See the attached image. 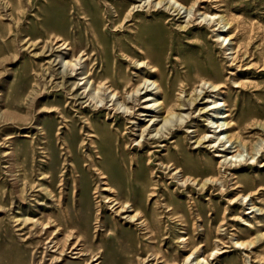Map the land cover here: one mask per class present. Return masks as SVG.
Segmentation results:
<instances>
[{
	"label": "rangeland",
	"instance_id": "374dc122",
	"mask_svg": "<svg viewBox=\"0 0 264 264\" xmlns=\"http://www.w3.org/2000/svg\"><path fill=\"white\" fill-rule=\"evenodd\" d=\"M149 50L163 79L145 62ZM88 66L123 97L142 78L156 91L167 80L171 94L174 83L199 92L225 84L233 124L244 129L241 166L216 168L237 146L228 134L217 146L226 158L196 143L211 132L196 108L178 112L193 116L181 128L180 116L143 111L151 117L127 121L120 98L81 82ZM146 118L159 125L144 138ZM87 119L102 132L125 127L94 149ZM159 128L169 138L158 141ZM243 145L255 147L250 166ZM102 168L116 175L126 211L105 200ZM213 175L220 182L206 184ZM238 240L252 245L238 251ZM189 255L192 264L201 255L264 264V0H0V264H184Z\"/></svg>",
	"mask_w": 264,
	"mask_h": 264
},
{
	"label": "bare ground",
	"instance_id": "6f19581e",
	"mask_svg": "<svg viewBox=\"0 0 264 264\" xmlns=\"http://www.w3.org/2000/svg\"><path fill=\"white\" fill-rule=\"evenodd\" d=\"M210 18L213 19V20H215L217 18V16L216 15H213ZM219 29H221V27ZM221 33L224 34L225 32H221ZM225 34H228V32L225 33ZM228 40L230 41V40H232V38L231 37H224V39H223V41H228ZM62 47H65V48L68 49L70 47V45H67V43H63ZM149 51H150V53L148 52V53H146V56H144L145 59H146L145 62H146V64L148 66H150V68L152 70V73L153 72H156V74H158L159 78L163 79V77H164L163 70L158 66V64H154L153 63V58H154V60L156 62L158 61V56H159L158 54L159 53L157 54V52H156V54H154V53L151 52V50H149ZM70 52L72 54V56H71L72 59L73 60H76V58H77V51L75 49H72V50L70 49ZM154 52H155V50H154ZM74 62L75 61L69 62L68 65L71 68L72 72L73 73H76L78 71L76 69L77 64L75 65ZM81 76L84 77V79H82L81 82L84 81V80H86V79L89 80L88 82L86 80V82H87V84L91 85V89H93L92 90L93 92H98V93L101 92L102 94H103V92H107V93H109V95L112 98H114V97L120 98L122 100L124 106H126V108H127V109H125L126 111L123 112V117L125 119H127V121L136 120L137 118L139 119V117L140 118L141 117H151V116H147V115L144 116V114H142V113L139 114L141 111H143V112H146V113H153V114L154 113H157V114L162 115L164 117V119H162V121H168L169 119H171L174 116H180L182 118V121L179 122L180 124L178 123L179 124L178 126L175 125V124L174 125H175V127L177 126V127H180L181 128L183 126L186 127L187 125H189V123L192 121V117L193 116L190 113V114H188L185 117V116L181 115L180 113L178 114V112H180V111H189V110H192L193 108H196L198 110V112H199V115L206 116V122H207L208 129L211 130V132H208L207 134L202 135V138H200V140H198L196 143L198 145H200V144L201 145H204L206 143H209V144L212 143L213 145L211 144L210 145V148L209 147L208 148L211 149V150L214 149L216 153H219L218 155L215 156L216 158H220V157L221 158H226L228 156H231V158H229V159L226 158L225 162L218 163V165L215 164L216 163L215 162V159L216 158H211L212 162L215 165H217L216 168H218L219 171L222 170V169H224V172H226L229 169L237 168L238 166H241L242 161H239L238 162V160H240L242 158L243 154H242V151H241L242 149H240V146H238V144H240V143L242 144L243 143V134L242 133H243V130L244 129H243V127L238 122L235 123V124H233L231 110H230V107L228 105L229 102H228L227 97H226L227 92L225 91L226 90V85L225 84L220 83V82H213L211 85L213 86L215 92H209L208 90H205V89H203L202 92H199V91H197V88L193 89L195 85L192 86V89L193 90L187 91L185 89V85L184 84L182 86H180L179 88H175V83H174V85H173V91L172 92L173 93L175 92V94H171L170 87L166 83L167 80L165 82H155V84L158 87V90L157 91H159V92H157L156 90H149L151 85L148 87L149 84L146 85L148 83L146 81V78H142L141 81H140V83H138V85L136 84V85H134L132 87L130 86L131 88H129V90L127 89L126 92L124 91L126 95L123 97L120 94V92H118L117 90H113L112 87H110V86L107 85V83H105V84L98 83L97 82L96 70L95 69H93V68L89 69V66H88L87 67V70L85 71V73L82 74ZM204 82L205 81H200L197 84H201V83H204ZM87 84H85V85H87ZM124 86H126V85L124 84ZM125 88H127V87H125ZM152 89H153V87H152ZM143 92H145V93L142 94ZM210 93H215L216 96H217V98H215L216 96H214V97L211 96ZM89 94L91 95V99H92V93H91V91H90ZM106 95H108V94H106ZM130 95H132L131 100L133 101V103H131L130 101H128V96H130ZM142 95H144L146 97L143 98ZM103 96H104V94H103ZM152 97H155L156 100L154 98H153L154 100H152ZM187 97H188V99H186ZM93 98H95V97L93 96ZM153 102H155L154 105H152V106L151 105H148V103H153ZM129 104H133V106L132 107H128ZM185 108H189V109H185ZM117 111H120V109H118ZM140 121H142V120H140ZM162 121L160 120V122H162ZM87 122H88L86 124V126H88L87 127V134H88V137H90V143H91V145H92V147L94 149H97L98 148L99 150L100 149H104L106 146H109V143L106 142V140H105V137H106L105 134H106V132H110V133L113 132L116 135H121L122 129L125 127V126L119 127V126H115L114 124H112V125H110V127H111L110 128L106 124L100 125V126H103L104 128L109 127V129L103 130L105 132L104 133L102 131L94 130L93 124H92V120L87 119ZM143 122L146 123V124H149V125H147V127L142 130L143 127L138 124L137 128H139L142 131V137L144 136V138H145V134L147 132H148L147 135H149L150 132H151V129H149L150 123H151L152 127H154V126L156 127V126L159 125L158 118L157 119H151V120H148V121L144 120ZM157 122H158V124H157ZM175 122H177V121L175 120ZM167 125H169V123ZM161 128H163V126ZM161 128H159V131H160ZM165 128H167V127H164V129ZM164 129H162V130H164ZM168 129H169L170 132H172V130H173V129H170L169 127H168ZM235 129L236 130L239 129L240 132L239 133H235V131H236ZM245 129H246V127H245ZM106 130H108V131H106ZM162 130L160 132H158L159 135L157 134V136H156V137H159L158 138V141L165 140L166 137L170 136L169 133L166 135L165 133H163L164 131L162 132ZM167 132H168V130H167ZM209 133H211L212 135L216 136V139L213 136H210ZM225 134H228V140H229V142H232L233 144H237L236 147L232 148L233 149V152H230V150H228V149H220L219 147H217V146H219L220 143H222V139H223V136ZM107 135H109V134L107 133ZM110 137H112V136H110ZM172 139H173L172 145L175 146L174 134H173ZM113 140H114V138H113ZM162 143H164V142H162ZM113 144L118 145L116 143H113ZM164 147L167 148V150H170L168 146L164 145ZM243 147L249 149V150H247V152L249 151L248 152L249 153L248 155H250L251 158L249 160H247V161H244V162L248 163V165L250 166V165H252L254 163L255 158H256V156H254L256 154V153L254 154L255 147H253L251 145H243ZM108 148H110V147H108ZM224 148H226V147H224ZM178 150L180 151L179 153H184V151L182 149H178ZM124 151H125V149H124ZM172 151L175 152V148H173ZM228 151L230 152L229 154H227ZM222 153H224V154L226 153L228 156L226 155L224 157L222 155ZM250 160L252 162H249ZM232 163H235V164H232ZM237 164H239V165H237ZM94 166H96V165L94 164ZM97 170L99 172V175L102 177V179L103 180H106L104 182V189H103V191H106V193H109L110 194V195H108V197H105V200L106 201L108 200V203H111L110 205H115V207H118L119 206V208L121 210L127 209L130 206L131 203L129 201L128 202H125L127 200H123L122 197L120 198V196H119V192L120 191H118L117 188H115V186H117L116 185V183H117V177H116V175H114V174L109 175L108 174L109 172H107L103 168L102 169H97ZM106 174H108L110 180H108L107 178H105V175ZM213 174H215V173H213ZM236 179L239 182L238 177L237 178H234V180H236ZM234 180H232V181H234ZM218 182H220V179H217L216 176L213 175V176H210L209 177V179L206 181V184H209V183H218ZM110 196H112V198ZM248 197L249 196H246V197L244 196V197L241 198L243 200L242 201V204L245 203V201L248 199ZM250 199L252 201V197H250ZM132 208H134V207H132ZM254 208H255V205H254V203L252 201L251 209H254ZM253 213L254 212L251 211L250 213H247L246 215H251ZM135 217H137V216H135ZM134 218H132V219H134ZM140 221H142L141 224L145 228L144 230L146 232L151 229V226H150L149 221L147 219H143L142 218ZM249 225H251V224H249ZM103 226H105V225H103ZM245 226L248 227L247 224H245ZM144 235L145 236H148L149 234L146 233ZM68 240H69V238H68ZM251 245L252 244L249 243V242H244V241H239L238 240L235 243V248L238 251H247L250 248ZM197 250H198V248H197ZM216 252H219V251H213V253H212L211 256L216 255L215 254ZM192 255H194V253ZM191 256L189 255V256H187L185 258L184 264H192L191 263ZM158 261H159V259L155 256V263L158 262ZM210 263L211 262L207 258H205V257H203L201 255L200 257H198V260H197V263L196 264H210ZM152 264H154V262Z\"/></svg>",
	"mask_w": 264,
	"mask_h": 264
}]
</instances>
